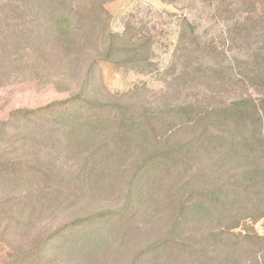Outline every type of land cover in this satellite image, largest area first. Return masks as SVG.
I'll use <instances>...</instances> for the list:
<instances>
[{
	"label": "trees",
	"instance_id": "1",
	"mask_svg": "<svg viewBox=\"0 0 264 264\" xmlns=\"http://www.w3.org/2000/svg\"><path fill=\"white\" fill-rule=\"evenodd\" d=\"M111 1L0 0V84L58 47L88 62L66 99L0 121V264H55L51 250L97 225L134 223L149 238L132 264H264V0L224 2L226 41L251 55L228 56L184 17L162 70L150 38L111 30ZM100 61L164 87L91 96ZM97 201L109 207L80 214Z\"/></svg>",
	"mask_w": 264,
	"mask_h": 264
},
{
	"label": "rangeland",
	"instance_id": "2",
	"mask_svg": "<svg viewBox=\"0 0 264 264\" xmlns=\"http://www.w3.org/2000/svg\"><path fill=\"white\" fill-rule=\"evenodd\" d=\"M224 2L225 0H112L106 4V10L111 16L110 26L113 32L120 34L131 26L142 39H151L152 58L162 70L173 60L184 17L195 24L204 41L214 40L228 56L241 59L253 53V50H249L248 54L242 53L238 47L226 41ZM261 46L264 43L257 42L253 49ZM36 61L28 70L14 69L6 82L0 84V121L17 109H33L66 99L83 84L88 69L87 61L85 66H78L73 53L62 47L53 49L46 56L36 57ZM142 83L155 92L164 87V82L156 73H140L100 61L92 73L89 92L91 96L107 97L128 92ZM106 205L109 203L97 201L94 207H80L79 211L85 215ZM71 217V214L60 216L53 226L63 223L62 221H71ZM131 227L132 229H122L118 226L97 225L94 233L98 237L91 242L89 240L92 238L88 239L87 235L78 246L66 244L58 252L50 249L47 256L55 264H132L136 253L147 243L149 236L145 231H135V223ZM255 229L260 234L264 233V219L255 225ZM87 231L86 225L79 233L84 235ZM4 248L0 244V257L5 254ZM153 264L162 263L155 261Z\"/></svg>",
	"mask_w": 264,
	"mask_h": 264
}]
</instances>
